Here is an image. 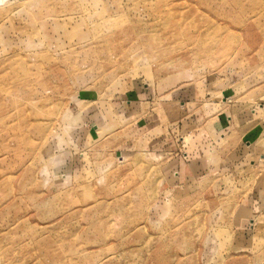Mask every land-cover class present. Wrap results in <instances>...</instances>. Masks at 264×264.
Masks as SVG:
<instances>
[{
    "label": "rangeland",
    "instance_id": "obj_1",
    "mask_svg": "<svg viewBox=\"0 0 264 264\" xmlns=\"http://www.w3.org/2000/svg\"><path fill=\"white\" fill-rule=\"evenodd\" d=\"M256 109L264 0H0V264H264Z\"/></svg>",
    "mask_w": 264,
    "mask_h": 264
},
{
    "label": "crops",
    "instance_id": "obj_2",
    "mask_svg": "<svg viewBox=\"0 0 264 264\" xmlns=\"http://www.w3.org/2000/svg\"><path fill=\"white\" fill-rule=\"evenodd\" d=\"M257 109L256 110H252L249 113V117H244L241 120H233L231 119V121H228L224 124V126L222 127V133L223 135H227L228 137L231 134H236L238 136V138L240 137V135L242 134V137L238 139V142L240 145V150L241 153L248 155L251 152H256L260 149L264 150V137H263V131H259V129H255V125H256V121H254L253 119L256 117L257 114ZM231 130V132H230ZM227 131H229V133L227 134ZM231 135L230 137L234 138ZM261 146L263 148H261ZM259 152V151H258ZM257 156H259V161L262 160L264 163V154L261 153H257ZM256 156V157H257ZM253 162V161H251ZM264 205V203H263ZM263 216V217H262ZM262 219H264V215H262ZM264 221V220H263ZM260 222V221H259Z\"/></svg>",
    "mask_w": 264,
    "mask_h": 264
}]
</instances>
